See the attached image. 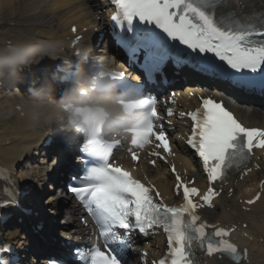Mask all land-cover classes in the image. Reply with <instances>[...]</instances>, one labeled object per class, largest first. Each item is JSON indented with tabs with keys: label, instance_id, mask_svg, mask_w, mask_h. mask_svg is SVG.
<instances>
[{
	"label": "snow or ice",
	"instance_id": "obj_1",
	"mask_svg": "<svg viewBox=\"0 0 264 264\" xmlns=\"http://www.w3.org/2000/svg\"><path fill=\"white\" fill-rule=\"evenodd\" d=\"M110 2L116 8L111 21L118 46L139 68L145 81L162 75L170 63L176 62L177 44L170 42H178L192 53H212L236 73L244 70L264 72V13L245 15L247 7L243 0ZM218 10H221L219 15ZM236 79L251 78L240 76ZM134 87L141 92L143 84L138 82ZM145 100L150 106V119L145 127L133 133L131 143L143 148L149 137L155 135L160 142L158 146L171 154L163 125L159 133L154 132V122L161 119L155 101L150 96ZM201 101L200 108L180 115H187L192 121L187 144L198 154L211 185L223 182L229 170L245 164L254 148L264 149V129L243 126L223 101L212 97H202ZM166 114L171 117L173 112L168 109ZM114 147V144L103 143L82 145L81 159L91 158L87 161L91 166L82 175L73 176L66 188L94 219L98 238H103V250L99 245L90 249L87 264H127L123 257L125 251L133 247V234L147 236L154 228H163L167 235L168 254L159 264H198L197 250L209 257L226 255L240 264L242 257L236 245L224 239L229 231L208 225L196 214L201 205L194 197L199 196L210 206L213 197L218 195L213 187L200 195L197 188L189 187L176 175V187L178 193L183 190L184 203L179 207L167 206L154 199L152 189L134 179L129 171L109 163ZM137 159L133 154V160ZM172 171L175 173V167ZM52 183L53 190L45 191L41 197V203L44 199L51 200L44 205L45 211L55 210L59 199L58 185ZM159 195L155 192V196ZM18 206L16 199L0 201V207ZM209 228L213 231L209 232ZM56 239L68 247L72 258H49L48 264H74V259L83 258L81 249L73 246L70 239L60 240L58 236ZM35 259L39 264L40 258ZM0 264H29V260L21 259L11 245L0 243Z\"/></svg>",
	"mask_w": 264,
	"mask_h": 264
},
{
	"label": "bare ground",
	"instance_id": "obj_2",
	"mask_svg": "<svg viewBox=\"0 0 264 264\" xmlns=\"http://www.w3.org/2000/svg\"><path fill=\"white\" fill-rule=\"evenodd\" d=\"M243 3L259 6L264 4V0H244ZM97 6L96 0H0V78L2 79L0 80V165L6 169H12L16 161L27 157L33 151L38 139L45 138L49 133L54 134L57 131L53 117L57 112V108L53 104L55 99L53 98L51 102H48L46 98L37 99L36 97L35 99L32 97L30 99L17 88L11 92L7 88L11 86L12 80L5 77L6 69L12 67L16 73L24 70L35 72L39 65L54 61L59 55L68 54L66 37H71L70 27L72 25L77 27V33L82 34L80 43L83 40L84 42L89 40L92 35L90 29L102 26V18L97 13ZM10 46H14L16 49L13 50ZM21 47L28 51V55L26 54L24 58H22V54L19 55L20 60L12 58L15 64L8 63L12 60L8 56L9 53L19 50ZM100 49L99 52L103 51L104 47ZM16 77L22 78L20 75H15L14 78ZM21 81L13 80L15 84H24ZM48 95L50 96V94ZM16 105H21L19 111L15 109ZM237 110L247 124L264 126V106ZM53 145L54 148L57 147L56 143ZM48 149L50 151L51 146L42 151L41 159L29 170H22L17 177L15 174L13 176L14 184L17 187H22L30 181L36 183L37 187L34 188V192L29 193V196L37 201L38 206L43 202L51 203L50 199H44L41 203L40 194L46 189V181L50 179L51 182H57V177H55L57 173H49L48 165L44 163L45 156L47 155L46 158H48L50 155ZM176 151L174 161L177 170L196 177L191 160L187 161L186 155H183L178 149ZM60 153L62 152L58 154ZM44 154L45 156H43ZM257 164L259 169H255V166L251 164L248 165L252 169L242 180L237 179L238 174L232 177L229 180V185L224 188L222 196L215 202L213 210L206 211L214 221L219 220L230 227L237 226L240 231L236 230L233 235L245 234L246 237H243L245 239L241 238L240 241L243 243L242 246L247 249V259L241 264H264V225L261 224L264 218V185L260 199L253 205H249L248 210L242 209L244 200L254 194L258 181L264 178V157L260 156ZM135 165L152 182H155L163 195H168L169 199L174 198L170 192L173 184L172 178L162 164L158 163L153 169L147 166L145 160L140 159ZM67 168L68 164L63 166L61 164L58 172L61 174ZM43 186L44 188H42ZM243 187L244 189H242ZM229 188H232L233 192L228 198L226 195ZM59 206L60 208L55 207V210L61 212L62 215L64 209L66 215H68L69 209L72 210L69 214L70 220L74 223V214L77 209L71 206V201L68 198L62 199ZM244 208L246 207L244 206ZM12 216L21 217L17 212ZM242 223L246 224L245 228H242ZM20 224L13 226L9 235L15 237L16 234L21 233L22 229L28 227L24 220ZM40 232L42 231L30 232L29 235L39 236ZM43 235L47 237L46 233ZM24 237L25 234L22 232L20 239ZM27 241L28 239L20 242L25 245ZM24 253L27 254V252Z\"/></svg>",
	"mask_w": 264,
	"mask_h": 264
},
{
	"label": "rangeland",
	"instance_id": "obj_3",
	"mask_svg": "<svg viewBox=\"0 0 264 264\" xmlns=\"http://www.w3.org/2000/svg\"><path fill=\"white\" fill-rule=\"evenodd\" d=\"M41 187V186H40Z\"/></svg>",
	"mask_w": 264,
	"mask_h": 264
}]
</instances>
